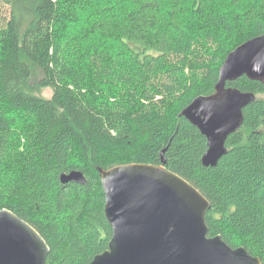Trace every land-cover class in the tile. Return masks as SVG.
Instances as JSON below:
<instances>
[{
  "label": "trees",
  "instance_id": "16d2710c",
  "mask_svg": "<svg viewBox=\"0 0 264 264\" xmlns=\"http://www.w3.org/2000/svg\"><path fill=\"white\" fill-rule=\"evenodd\" d=\"M116 3L0 0V209L44 236L46 264H87L113 234L98 168L159 164L164 150L209 199L208 234L264 264V84L227 82L257 98L215 166L181 114L215 91L232 50L264 33V0ZM73 170L87 182L63 183Z\"/></svg>",
  "mask_w": 264,
  "mask_h": 264
},
{
  "label": "water",
  "instance_id": "95a60500",
  "mask_svg": "<svg viewBox=\"0 0 264 264\" xmlns=\"http://www.w3.org/2000/svg\"><path fill=\"white\" fill-rule=\"evenodd\" d=\"M246 75L264 84V33L225 58L210 95H200L181 112L207 137L204 165L215 166L227 153L226 141L244 120V108L257 98L251 91L227 86ZM161 163L129 162L99 167L105 214L113 234L109 247L87 264H263L241 245L232 247L221 234L210 236L209 199L190 181ZM61 181L86 183L80 170ZM50 246L28 221L0 209V264H46Z\"/></svg>",
  "mask_w": 264,
  "mask_h": 264
},
{
  "label": "rangeland",
  "instance_id": "374dc122",
  "mask_svg": "<svg viewBox=\"0 0 264 264\" xmlns=\"http://www.w3.org/2000/svg\"><path fill=\"white\" fill-rule=\"evenodd\" d=\"M110 2H111L114 6L117 5L116 0H110ZM221 6H222V3H221ZM92 8H93V5H91L90 9H89L88 11H86L89 15L91 14V9H92ZM84 16L86 17V13H85V11H84ZM191 34H192L193 36H196V35H197V32L193 31V32H191ZM52 92H53V91H52L51 88H45V89L42 91L43 95H45V96H47V97H50V96L52 95Z\"/></svg>",
  "mask_w": 264,
  "mask_h": 264
}]
</instances>
